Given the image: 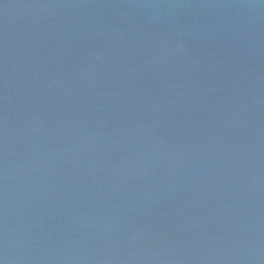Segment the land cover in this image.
Segmentation results:
<instances>
[{"label":"water","instance_id":"95a60500","mask_svg":"<svg viewBox=\"0 0 264 264\" xmlns=\"http://www.w3.org/2000/svg\"><path fill=\"white\" fill-rule=\"evenodd\" d=\"M0 264H264V0H0Z\"/></svg>","mask_w":264,"mask_h":264}]
</instances>
